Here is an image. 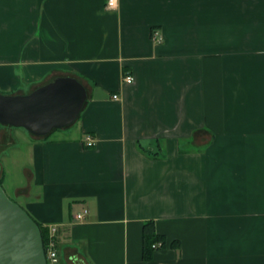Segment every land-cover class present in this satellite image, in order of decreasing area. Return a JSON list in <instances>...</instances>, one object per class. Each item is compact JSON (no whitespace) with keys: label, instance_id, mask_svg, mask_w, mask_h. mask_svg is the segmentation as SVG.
<instances>
[{"label":"crops","instance_id":"crops-1","mask_svg":"<svg viewBox=\"0 0 264 264\" xmlns=\"http://www.w3.org/2000/svg\"><path fill=\"white\" fill-rule=\"evenodd\" d=\"M105 4L0 0V93L87 92L67 127L19 132L20 162L0 123L3 186L56 227L49 263L264 264V0ZM146 222L165 240L149 259Z\"/></svg>","mask_w":264,"mask_h":264},{"label":"water","instance_id":"water-1","mask_svg":"<svg viewBox=\"0 0 264 264\" xmlns=\"http://www.w3.org/2000/svg\"><path fill=\"white\" fill-rule=\"evenodd\" d=\"M87 92L74 76H58L29 93H0V123L33 136L65 128L78 118ZM41 231L0 185V264H48Z\"/></svg>","mask_w":264,"mask_h":264},{"label":"built area","instance_id":"built-area-1","mask_svg":"<svg viewBox=\"0 0 264 264\" xmlns=\"http://www.w3.org/2000/svg\"><path fill=\"white\" fill-rule=\"evenodd\" d=\"M117 1L118 0H106V8L108 9H113V8H116L117 6ZM160 32L153 30L152 32V39L154 41H156L157 43H159L161 41V34H159ZM122 80L124 83L126 84H129V83H132L133 82V78L131 77L130 74H123L122 75ZM114 99H117V95H113L112 96ZM84 143L86 146H92L94 144L93 140H92V137L89 136V135H86L84 137ZM87 211H83L82 213H77L75 215V218L77 220L79 219H82L85 215ZM56 227H54L53 225L51 226H48L47 227V230H46V239H45V246L43 247L44 248V252H45V255H46V259L48 262H57V249H56ZM161 247V243L160 242H157L155 243V245L152 246L153 249H156V248H159Z\"/></svg>","mask_w":264,"mask_h":264},{"label":"trees","instance_id":"trees-1","mask_svg":"<svg viewBox=\"0 0 264 264\" xmlns=\"http://www.w3.org/2000/svg\"><path fill=\"white\" fill-rule=\"evenodd\" d=\"M0 185L2 186L1 178H0ZM37 224H38L39 230L41 231L40 233H41L43 245L45 246L46 231L41 228L39 223H37ZM142 230H143L142 231V241H143L142 257L144 259H149L151 257V255H153L152 252L154 250H156V249H153L152 246L155 245V243H157V242H160L161 246H163L165 244V242H164L165 240H163V237L161 235H158L154 231V228L150 222L144 223Z\"/></svg>","mask_w":264,"mask_h":264},{"label":"rangeland","instance_id":"rangeland-1","mask_svg":"<svg viewBox=\"0 0 264 264\" xmlns=\"http://www.w3.org/2000/svg\"><path fill=\"white\" fill-rule=\"evenodd\" d=\"M11 132H13L12 136L15 138L16 142L13 143V147H11L12 149L13 148H17L16 150H8L7 152L9 153V155L11 156L10 159H6L7 161L6 162H10V163H13L14 162V159H13V156H17L19 155L18 157V160H16L15 162H20L22 160V156L25 154V152L27 151V147H26V144L28 143L27 141H23L21 138V134L19 135V132H22V133H26L25 130H23L21 127H7ZM16 130V131H15ZM15 134V135H14ZM28 134V133H27ZM28 145V144H27ZM7 153V154H8ZM24 157V156H23ZM2 187H4L3 189H5L4 191H6L5 193L7 194L8 197L11 198L12 201H14L13 197L11 196V194L9 193V186L4 184H2ZM49 263V262H48ZM50 264V263H49Z\"/></svg>","mask_w":264,"mask_h":264}]
</instances>
